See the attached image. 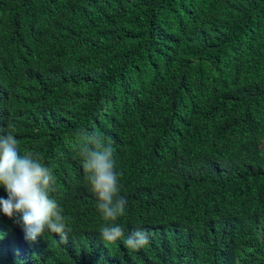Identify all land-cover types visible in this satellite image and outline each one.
Wrapping results in <instances>:
<instances>
[{
	"label": "trees",
	"instance_id": "1",
	"mask_svg": "<svg viewBox=\"0 0 264 264\" xmlns=\"http://www.w3.org/2000/svg\"><path fill=\"white\" fill-rule=\"evenodd\" d=\"M0 130L52 170L68 237L0 212V264H264V0H0ZM82 132L114 149L115 242Z\"/></svg>",
	"mask_w": 264,
	"mask_h": 264
},
{
	"label": "clouds",
	"instance_id": "2",
	"mask_svg": "<svg viewBox=\"0 0 264 264\" xmlns=\"http://www.w3.org/2000/svg\"><path fill=\"white\" fill-rule=\"evenodd\" d=\"M0 132V188L7 194L6 198L0 197V212L19 225L29 241H35L47 230L66 243L67 217L50 196L55 184L52 170L30 152L21 155L12 133ZM81 137L79 151L85 179L97 197L98 212L106 221L113 222L103 226L100 235L105 242H115L124 236L122 227L114 222L124 214L127 201L119 195L114 149L98 132H82ZM124 243L138 250L149 243V234L137 229L129 233Z\"/></svg>",
	"mask_w": 264,
	"mask_h": 264
}]
</instances>
